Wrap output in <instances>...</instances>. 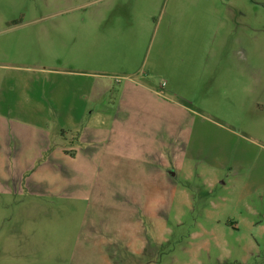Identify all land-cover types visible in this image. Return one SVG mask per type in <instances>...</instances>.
Masks as SVG:
<instances>
[{"label": "rangeland", "instance_id": "rangeland-1", "mask_svg": "<svg viewBox=\"0 0 264 264\" xmlns=\"http://www.w3.org/2000/svg\"><path fill=\"white\" fill-rule=\"evenodd\" d=\"M83 82L104 117L0 191V264H264V0H0V92Z\"/></svg>", "mask_w": 264, "mask_h": 264}, {"label": "crops", "instance_id": "crops-1", "mask_svg": "<svg viewBox=\"0 0 264 264\" xmlns=\"http://www.w3.org/2000/svg\"><path fill=\"white\" fill-rule=\"evenodd\" d=\"M103 87L102 82H83L55 85L37 95L27 94L18 86L11 92H0V166L5 156L10 158L9 164L1 166V194L21 192L20 185H27L24 188L31 193L49 190L47 185L55 180L57 163L71 165L76 158L70 152L79 149L88 120L94 115L104 117V93L111 87ZM74 139L77 143L68 142ZM197 191L211 193L203 186Z\"/></svg>", "mask_w": 264, "mask_h": 264}]
</instances>
